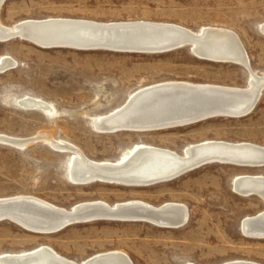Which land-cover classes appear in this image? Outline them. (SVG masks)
<instances>
[{
  "label": "rangeland",
  "instance_id": "374dc122",
  "mask_svg": "<svg viewBox=\"0 0 264 264\" xmlns=\"http://www.w3.org/2000/svg\"><path fill=\"white\" fill-rule=\"evenodd\" d=\"M50 18L151 21L194 32L207 27L228 29L240 37L252 70L264 74V34L260 31L264 0H7L0 9V19L9 27ZM4 56L17 65L0 73V135L25 139L51 135L98 162H120L142 145L178 153L206 141L264 147V93L253 112L241 118L216 117L152 132L101 133L93 127L95 119L120 108L132 93L152 84L175 80L246 88L249 73L243 66L199 59L188 48L162 54L44 49L20 39L0 41V58ZM26 96L53 104L58 114L51 118L41 109L23 108L19 101ZM27 145L19 149L0 143V198L33 195L66 209L87 201L115 205L141 200L154 206L175 202L186 205L189 220L176 229L148 222L95 221L54 234L32 233L3 221L0 256L49 246L80 264L113 250L126 252L133 264L237 260L264 264V239L248 238L240 227L242 220L264 211V202L232 189L237 177L264 176V167L215 163L149 187L76 185L69 177L71 154L54 150L41 139Z\"/></svg>",
  "mask_w": 264,
  "mask_h": 264
},
{
  "label": "bare ground",
  "instance_id": "6f19581e",
  "mask_svg": "<svg viewBox=\"0 0 264 264\" xmlns=\"http://www.w3.org/2000/svg\"><path fill=\"white\" fill-rule=\"evenodd\" d=\"M6 1L0 0V9ZM102 27L114 28L108 30L101 29ZM117 27L124 29L118 30ZM260 31L264 34V23L260 25ZM13 39L24 40L44 49H51L45 47L50 44L69 43L77 46L53 48L80 50L84 48L91 50L92 48H80L79 46H87L100 40H107L127 47L128 45L164 47L170 40L175 39L192 41L194 42L192 45L193 55L197 58L212 62H219L217 60L220 59L235 60L231 63L243 66L249 73V83L246 88L175 80L146 86L132 93L120 108L94 120L93 127L101 133L152 132L184 127L185 125L177 127L178 124L175 123L182 124L192 118L210 113H225L228 115L223 117L241 118L253 112L264 93V74L259 75L252 70L249 66L250 60L247 51L240 37L228 29L207 27L200 32H194L179 25L151 21L102 23L66 18L25 20L9 27L3 24L0 19V41L5 42ZM16 65L17 62L13 58L4 56L0 58V73L12 69ZM19 105L26 109H41L48 117H53L58 112L53 104L30 96L20 100ZM167 124H175L173 126L176 127L170 125L157 127ZM35 139H41L48 143L54 147V150L57 149L72 155L69 177L76 185L99 182L128 187H149L171 182L210 164H230L255 168L254 164L264 161V147L262 146L246 142L206 141L192 144L182 153L142 145L120 162H98L89 159L75 145L56 140L51 135L41 134L33 139L0 135V143L13 145L19 149L24 148L27 142ZM232 189L236 194L244 197L258 196L264 202V176L237 177L233 181ZM0 215L14 218L16 222H10L37 234H54L75 224L95 221L132 222L135 220L133 222H148L158 227L176 229L183 228L189 220V210L186 205L175 202L154 206L141 200L115 205L104 201H87L77 204L71 209H66L33 195L0 198ZM99 216L101 218L97 219L96 217ZM71 217L79 219V221L60 231H52L56 226L69 222ZM240 227L246 237L264 239V211L242 220ZM30 254L37 255V257L19 261L18 258L28 257ZM0 264L80 263L61 256L49 246H41L26 253L1 255ZM83 264H133V262L126 252L113 250L94 255ZM224 264L260 263L237 260Z\"/></svg>",
  "mask_w": 264,
  "mask_h": 264
},
{
  "label": "water",
  "instance_id": "95a60500",
  "mask_svg": "<svg viewBox=\"0 0 264 264\" xmlns=\"http://www.w3.org/2000/svg\"><path fill=\"white\" fill-rule=\"evenodd\" d=\"M113 28L114 27H102L101 29L113 30ZM117 29L118 30H123L124 28L122 29V28L117 27ZM34 43H36V42H34ZM193 43L194 42H192V41H184V40L180 41L178 39H175V40H170L167 43V45H165L164 47L163 46H161V47H159V46H151V47H149V46H134V45H132V46L128 45V47H127V46L119 45V44L114 43V42H108L107 40H100V41L93 42V44H89L87 46H79V47L80 48L86 47V48H92V49H107V50H111V51H127V52L132 51V52H140V53H145V52H153V53H155V52H168V51L170 52V51H175V50H179V49H182V48H188L191 53H194L193 52V46H192ZM40 45H42V44H40ZM42 46H44V45H42ZM76 46L77 45H74V44L62 43V44H50V45H46L45 47L53 48V47H76ZM206 59H208V58H206ZM217 61H219L221 63L235 62V60H228V59L227 60L220 59V60H217ZM227 115L228 114H225V113H210V114H207V115H204V116H199V117L192 118V119H190V120H188V121H186V122H184L182 124L181 123H175V124H178L177 127L178 126H184V125L186 126V125L199 123V122H202V121H205V120L217 117V116L223 117V116H227ZM175 124H167V125H161V126H157V127H166V126H169V125L172 126V127H176V126H173ZM145 130H150V129H145ZM152 130H154V129H152ZM31 142L32 141L27 142V144L31 143ZM227 162H224V163H227ZM228 163H231V162H228ZM231 164H233V163H231ZM254 167L255 168H263L264 167V161L254 164ZM112 217H116V216H112ZM96 218L99 219V218H101V216L96 217ZM3 221H14V222H16V220L14 218H9L8 216L0 215V222H3ZM78 221H79V219L71 217L69 222H66L63 225L56 226L52 231H54V232L60 231L63 228H65L66 226H68L70 224H73V223H77ZM132 221H135V220H132ZM38 253H39V251H38ZM33 254L28 255V257H20L18 259H20L19 261H23V260H26L27 258H35V257H37V255H33Z\"/></svg>",
  "mask_w": 264,
  "mask_h": 264
}]
</instances>
